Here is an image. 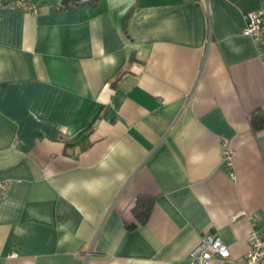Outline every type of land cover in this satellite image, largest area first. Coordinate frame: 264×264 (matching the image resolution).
<instances>
[{
	"label": "crops",
	"instance_id": "0c3cea01",
	"mask_svg": "<svg viewBox=\"0 0 264 264\" xmlns=\"http://www.w3.org/2000/svg\"><path fill=\"white\" fill-rule=\"evenodd\" d=\"M35 1L0 9V264H191L204 235L242 259L264 231V46L243 34L264 0Z\"/></svg>",
	"mask_w": 264,
	"mask_h": 264
},
{
	"label": "built area",
	"instance_id": "2783aa9c",
	"mask_svg": "<svg viewBox=\"0 0 264 264\" xmlns=\"http://www.w3.org/2000/svg\"><path fill=\"white\" fill-rule=\"evenodd\" d=\"M60 6V3H59ZM6 8L23 13L36 14L39 10L35 0H0V9ZM243 34L249 37L260 50L264 46V10L250 11L244 15ZM234 151L226 140L222 142V155L229 167L233 165ZM5 184L0 182V195ZM191 264H264V231L252 230L247 240V251L242 259L234 258L229 248L216 236L204 235L189 253Z\"/></svg>",
	"mask_w": 264,
	"mask_h": 264
},
{
	"label": "trees",
	"instance_id": "16d2710c",
	"mask_svg": "<svg viewBox=\"0 0 264 264\" xmlns=\"http://www.w3.org/2000/svg\"><path fill=\"white\" fill-rule=\"evenodd\" d=\"M98 0H90L86 2H80V0H60V8L61 10L76 8L83 5H94ZM249 123L252 132L257 133L261 130H264V110H256L254 111L249 118ZM154 204L153 198H138L136 203L132 208V215L135 219V222L129 226H127L128 230L136 229L138 226L144 225L152 211V207Z\"/></svg>",
	"mask_w": 264,
	"mask_h": 264
}]
</instances>
